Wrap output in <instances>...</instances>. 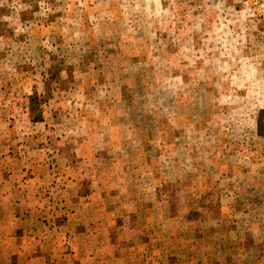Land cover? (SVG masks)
<instances>
[{"label": "rangeland", "instance_id": "obj_1", "mask_svg": "<svg viewBox=\"0 0 264 264\" xmlns=\"http://www.w3.org/2000/svg\"><path fill=\"white\" fill-rule=\"evenodd\" d=\"M264 0H0V264H264Z\"/></svg>", "mask_w": 264, "mask_h": 264}, {"label": "trees", "instance_id": "obj_2", "mask_svg": "<svg viewBox=\"0 0 264 264\" xmlns=\"http://www.w3.org/2000/svg\"><path fill=\"white\" fill-rule=\"evenodd\" d=\"M257 131L260 136L264 137V122L261 120V118H258L257 121Z\"/></svg>", "mask_w": 264, "mask_h": 264}]
</instances>
